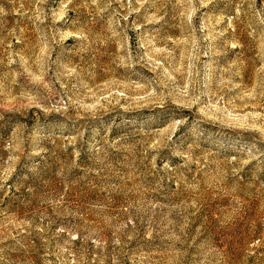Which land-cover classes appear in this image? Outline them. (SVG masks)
<instances>
[{
    "label": "rangeland",
    "instance_id": "obj_1",
    "mask_svg": "<svg viewBox=\"0 0 264 264\" xmlns=\"http://www.w3.org/2000/svg\"><path fill=\"white\" fill-rule=\"evenodd\" d=\"M0 264H264V0H0Z\"/></svg>",
    "mask_w": 264,
    "mask_h": 264
}]
</instances>
